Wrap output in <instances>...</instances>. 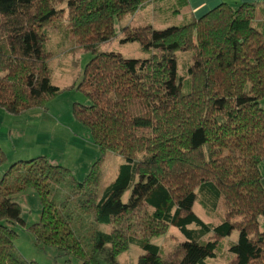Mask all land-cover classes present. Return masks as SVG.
Segmentation results:
<instances>
[{
	"label": "trees",
	"instance_id": "trees-1",
	"mask_svg": "<svg viewBox=\"0 0 264 264\" xmlns=\"http://www.w3.org/2000/svg\"><path fill=\"white\" fill-rule=\"evenodd\" d=\"M155 1L164 0L68 3V32L93 56L77 87H70L89 105L74 104L72 116L89 131L100 158L81 183L45 157L14 163L3 173L0 264H36L16 249L17 226L37 247L54 249L62 264H118L133 244L147 254L138 264H206L233 231L239 238L229 248V264H264V3L223 4L163 31L119 29L122 42L152 52L144 60L98 50L117 38L127 16ZM62 2L0 0V110L9 115L44 110L65 91L51 84L52 55L45 48L46 31L63 18L56 9ZM179 53L190 54L185 80L177 75ZM106 154L124 163L99 195ZM6 162L0 149V169ZM27 191L37 195L41 211L39 222L25 227L15 198ZM196 191L205 206L221 201L218 226L192 213ZM191 224L212 237L193 240ZM169 226L189 241L161 258L151 241Z\"/></svg>",
	"mask_w": 264,
	"mask_h": 264
},
{
	"label": "rangeland",
	"instance_id": "rangeland-1",
	"mask_svg": "<svg viewBox=\"0 0 264 264\" xmlns=\"http://www.w3.org/2000/svg\"><path fill=\"white\" fill-rule=\"evenodd\" d=\"M70 1L72 0H63L61 4L56 6L58 11H64L63 18L46 31L47 42L45 44L46 50L52 55L51 59L48 61V67L51 71V84L58 88L65 89V91L48 102L44 110L35 109L27 111L13 119L18 125H22L25 120H28V127L34 126V128L30 129L40 132V135L44 138L45 146L42 145V148H38L42 150V154H47L49 158H52L54 154L56 156L59 154L60 158L63 154V158L66 160L64 166L73 173L74 179L78 178L79 181L77 180V182L81 183L86 179L91 167L88 174L82 177L83 169L76 163L75 157L85 152V156L89 161L91 158L90 151H94L96 157L93 162L95 163L100 155L92 144L89 131L77 123L72 116L74 104L89 105V102L81 92L77 91L76 88L70 87L76 82L77 87L85 66L90 62L93 56L90 52L79 47L68 32L66 20L67 7ZM190 20H192V17L186 12V7L179 6V0L155 1L145 8L138 10L134 15L127 16L122 23L117 25V38L109 43L100 45L98 50L106 54L119 55L125 60H144L149 58L152 52H144L137 43L122 42L123 37L119 34V29L125 27H129L130 29L151 27L153 30L163 31L171 27L182 26L185 22H189ZM177 64V75L185 80L186 70L191 64L190 54L179 53L177 55ZM37 112L44 115L42 122L50 126L41 127L39 120L33 116ZM27 139L33 141L34 137H27ZM24 158V160L29 161L31 157L25 156ZM9 163L11 164L10 161H8V164ZM123 163L120 157L113 154H106L101 167L100 184L98 188L99 195L114 182L118 175V169ZM8 168L9 166H4L0 169V180L3 175L2 173ZM199 193V191L195 193L197 200L191 209L192 213L205 225L211 227L218 226L223 218L221 201H214L213 206L210 204L205 206L201 203ZM130 196V192L125 193L121 201L127 204ZM206 197L207 195L205 194L204 199ZM15 202L21 208V219L25 227L32 226L39 222L41 209L39 199L34 192L27 191L17 196ZM102 230L105 233L109 232V228L104 227ZM187 230L192 232L191 238L193 240H199L200 237L209 240L212 237V233L202 236L201 228L196 224L189 225ZM14 231L18 236L15 241V247L26 261L36 264H62V259L59 258L54 249H42L37 247L32 236L25 231L24 227L17 226L14 228ZM204 238H202V240H204ZM238 238L239 233L233 231L229 237L219 243V248L217 250L218 254H216L214 259L206 260V264H228L232 261L234 256L229 252V248L232 244L237 243ZM187 241H189V239L183 235L178 228L169 226L167 232L153 239L151 244L158 248L161 258H167L174 253L177 246ZM146 255L147 254L138 245L133 244L126 253L117 258V262L118 264H138V259ZM72 264L79 263L74 260Z\"/></svg>",
	"mask_w": 264,
	"mask_h": 264
},
{
	"label": "crops",
	"instance_id": "crops-1",
	"mask_svg": "<svg viewBox=\"0 0 264 264\" xmlns=\"http://www.w3.org/2000/svg\"><path fill=\"white\" fill-rule=\"evenodd\" d=\"M185 1L187 3L186 12L189 14L190 17H192V19H199L208 12L212 11L213 9L223 4L236 8L244 4L264 3V0H185ZM41 114L42 113L37 112L33 116L37 120H39V122L41 123V127L50 126L42 122L44 115ZM15 117L17 116L9 115L4 111L0 110V149L5 154L7 159V165L5 166L10 167L11 164L26 161L24 160L25 159L24 157L29 156L31 157L29 160H33L38 157H45L52 165L66 167L64 166L66 160L63 158V154L60 156V158H59V154L57 156L54 154L52 158H49L47 154H42L41 152L42 150L38 149V148H42V145H44V138L40 135V132H36L30 129V128H34V126L28 127L29 124L28 120H25L22 125H18V123L13 119ZM27 137H34V139L33 141H29ZM90 153H91V158L89 159V161L88 158L85 156V152H82L81 155L78 154V156L75 157L76 163L79 165V167H82L83 169L82 177L85 174L86 175L88 174L90 167L94 163L93 161L96 157V153H94V151H90ZM8 161H10L11 164L10 163L8 164ZM66 169L68 168L66 167ZM259 170L262 177L261 184L264 189V161L260 164ZM71 174L73 176L72 172ZM75 180L77 181L78 178H75ZM259 231L264 232V219L259 220ZM203 241H207L206 238H204ZM233 259L234 257L232 258V261Z\"/></svg>",
	"mask_w": 264,
	"mask_h": 264
}]
</instances>
